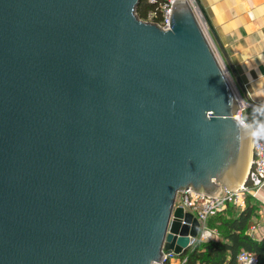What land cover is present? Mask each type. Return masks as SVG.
I'll list each match as a JSON object with an SVG mask.
<instances>
[{"label":"water","instance_id":"1","mask_svg":"<svg viewBox=\"0 0 264 264\" xmlns=\"http://www.w3.org/2000/svg\"><path fill=\"white\" fill-rule=\"evenodd\" d=\"M142 1L0 0V264H162L200 228L179 193L246 181L250 133L192 6L164 31Z\"/></svg>","mask_w":264,"mask_h":264},{"label":"crops","instance_id":"2","mask_svg":"<svg viewBox=\"0 0 264 264\" xmlns=\"http://www.w3.org/2000/svg\"><path fill=\"white\" fill-rule=\"evenodd\" d=\"M200 2L239 78L245 93H241L242 97L250 105H258L264 115V0ZM202 26L215 55L230 77L218 46L203 22ZM230 80L233 82L231 77ZM234 87L237 89L235 84ZM254 199L259 209L256 237H260L264 236V187L256 192Z\"/></svg>","mask_w":264,"mask_h":264},{"label":"built area","instance_id":"3","mask_svg":"<svg viewBox=\"0 0 264 264\" xmlns=\"http://www.w3.org/2000/svg\"><path fill=\"white\" fill-rule=\"evenodd\" d=\"M150 1L153 2L154 0H150ZM175 1L176 0H164V4L162 6L163 17L160 23H154L152 22V19H150V21L147 22L157 25L159 28H161L164 31L169 30L172 6ZM186 1H188V3L192 6L197 16L199 25L203 30L204 28L202 26V20L198 16V13L195 10L192 0H186ZM204 35L206 36L205 32ZM208 43L210 44L209 40ZM210 46L212 48L211 44ZM217 60L220 63L218 57ZM220 65L229 81L230 77L228 73L226 72V70L224 69L221 63ZM232 88L234 90L239 105V110L237 115H240L242 119L245 121V124L247 125L246 128H248L250 133V138H251L250 168L247 172L246 181L243 184H241L235 191L231 192L221 189L219 193L214 197H206L204 195L194 193L192 190L181 192L177 195L175 207H182L184 209V212L190 214L193 217V219H195L199 223L200 226L197 236L195 238L189 237L190 244L188 251L193 249L197 244L211 241L217 236V232L210 230L207 226L209 218L223 213L228 205H232L235 208L237 215H239L247 207L246 198L248 196L254 198L256 192L262 187H264V137L256 138L251 135V133L255 131V128L253 123L247 117V113L251 109H253L254 111L261 112L262 114L263 112L258 105H250L249 103L245 102L242 96L239 94L238 90L236 89L237 90L236 91L234 89V86H232ZM241 127L245 128V126H241ZM256 232H257V227L253 226L250 229L249 234L255 237ZM206 236L211 237V239L206 241L204 239V237ZM182 256L175 255L173 253L168 255L163 253L162 264H185L187 258H183ZM238 264H259V263L254 255L243 252L238 256Z\"/></svg>","mask_w":264,"mask_h":264},{"label":"trees","instance_id":"4","mask_svg":"<svg viewBox=\"0 0 264 264\" xmlns=\"http://www.w3.org/2000/svg\"><path fill=\"white\" fill-rule=\"evenodd\" d=\"M163 4L164 0H144L136 15L144 22L152 19V22L160 23ZM247 117L255 130L260 124H264L261 112L250 110ZM246 204V209L239 215L232 205H228L223 213L209 218L207 226L216 231L217 236L211 241L197 244L183 255V258H187L185 264H238V256L243 252L254 255L259 264H264V236L253 237L249 234L250 229L259 221L258 205L249 196Z\"/></svg>","mask_w":264,"mask_h":264},{"label":"clouds","instance_id":"5","mask_svg":"<svg viewBox=\"0 0 264 264\" xmlns=\"http://www.w3.org/2000/svg\"><path fill=\"white\" fill-rule=\"evenodd\" d=\"M234 119H235V121H236L239 125H241V126H245V127L247 126V125L245 124V121L242 119V117H241L240 115H236V116L234 117ZM251 135H252L253 137H256V138L264 137V124H260V125L257 127V129L251 133ZM204 239L207 241V240L211 239V237H207V236H206V237H204Z\"/></svg>","mask_w":264,"mask_h":264},{"label":"rangeland","instance_id":"6","mask_svg":"<svg viewBox=\"0 0 264 264\" xmlns=\"http://www.w3.org/2000/svg\"><path fill=\"white\" fill-rule=\"evenodd\" d=\"M229 81H230V79H229ZM230 84L232 85V86H234V84H233V82H231L230 81ZM234 89L236 90V88L234 87ZM237 91V90H236ZM237 93V92H236ZM247 116H249V113H247Z\"/></svg>","mask_w":264,"mask_h":264},{"label":"bare ground","instance_id":"7","mask_svg":"<svg viewBox=\"0 0 264 264\" xmlns=\"http://www.w3.org/2000/svg\"><path fill=\"white\" fill-rule=\"evenodd\" d=\"M250 151H251V138H250Z\"/></svg>","mask_w":264,"mask_h":264}]
</instances>
